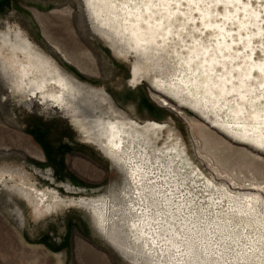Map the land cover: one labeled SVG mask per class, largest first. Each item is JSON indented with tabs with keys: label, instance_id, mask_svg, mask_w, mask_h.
Returning a JSON list of instances; mask_svg holds the SVG:
<instances>
[{
	"label": "rangeland",
	"instance_id": "obj_1",
	"mask_svg": "<svg viewBox=\"0 0 264 264\" xmlns=\"http://www.w3.org/2000/svg\"><path fill=\"white\" fill-rule=\"evenodd\" d=\"M249 2L264 29V0ZM87 15L83 0H0V42L18 31L83 88L85 99L94 89L116 115L165 125L147 145L148 162L166 152L170 131L178 143L173 167L182 184L208 186L217 197L237 202L248 196L264 211V146L225 130L227 118L208 112L205 117L168 90L155 92L148 76L133 82L136 54L121 55ZM261 32L252 39L263 42ZM256 46L252 57L261 54L262 45ZM39 98L13 83L0 55V264H170L167 253L160 258L155 248L147 252L130 231L136 193L125 169L85 138L87 131L96 133L92 124L94 130ZM31 187L51 191L50 211L35 210ZM81 199L108 201L113 223L99 229Z\"/></svg>",
	"mask_w": 264,
	"mask_h": 264
},
{
	"label": "bare ground",
	"instance_id": "obj_2",
	"mask_svg": "<svg viewBox=\"0 0 264 264\" xmlns=\"http://www.w3.org/2000/svg\"><path fill=\"white\" fill-rule=\"evenodd\" d=\"M83 2L92 23L105 29L110 45L124 57L136 54L130 66L133 82L148 76L155 92L168 90L205 117L208 112L227 118L225 130L264 146V41L252 39L264 29L254 2ZM257 42L261 54L252 57ZM0 55L13 83L31 97L39 95L44 105L95 128L96 133L87 131L85 138L125 169L137 198L128 227L147 252L153 254L155 248L160 258L167 253L170 264H264V211L252 199L237 202L228 195L217 197L208 186L182 184L173 167L178 143L170 131L163 141L168 143L166 152L148 162L147 145L159 138L165 125L116 115L94 89L86 91L85 99L83 88L16 30L12 39H1ZM30 189L37 199L35 210L50 211L55 203L48 202L51 191ZM80 202L94 212L99 229L113 223L108 201Z\"/></svg>",
	"mask_w": 264,
	"mask_h": 264
},
{
	"label": "trees",
	"instance_id": "obj_3",
	"mask_svg": "<svg viewBox=\"0 0 264 264\" xmlns=\"http://www.w3.org/2000/svg\"><path fill=\"white\" fill-rule=\"evenodd\" d=\"M34 139L39 142L40 140V134L33 135Z\"/></svg>",
	"mask_w": 264,
	"mask_h": 264
}]
</instances>
